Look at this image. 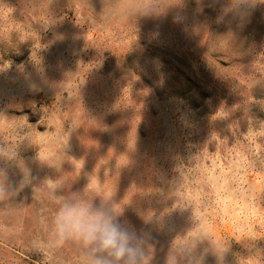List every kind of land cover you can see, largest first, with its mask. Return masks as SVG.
Returning a JSON list of instances; mask_svg holds the SVG:
<instances>
[{
	"label": "rangeland",
	"instance_id": "obj_1",
	"mask_svg": "<svg viewBox=\"0 0 264 264\" xmlns=\"http://www.w3.org/2000/svg\"><path fill=\"white\" fill-rule=\"evenodd\" d=\"M226 7L0 0V169L17 190L0 264H80L75 244L47 246L61 182L111 196L148 264H264V4Z\"/></svg>",
	"mask_w": 264,
	"mask_h": 264
},
{
	"label": "clouds",
	"instance_id": "obj_2",
	"mask_svg": "<svg viewBox=\"0 0 264 264\" xmlns=\"http://www.w3.org/2000/svg\"><path fill=\"white\" fill-rule=\"evenodd\" d=\"M242 4L248 6L247 15L257 4H264V0H227L226 11L237 13ZM0 159L11 160L4 148H0ZM88 185L83 192L68 190L64 182L51 186L50 196L56 209L50 219L47 246L75 244L80 250V264H148L144 242L137 230L120 220L122 211L116 210L111 196L104 197ZM58 191L63 194L58 195ZM16 194L7 171L0 169V201L12 199Z\"/></svg>",
	"mask_w": 264,
	"mask_h": 264
}]
</instances>
